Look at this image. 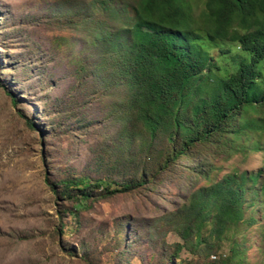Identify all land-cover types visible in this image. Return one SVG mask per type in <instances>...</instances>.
<instances>
[{"label": "trees", "instance_id": "16d2710c", "mask_svg": "<svg viewBox=\"0 0 264 264\" xmlns=\"http://www.w3.org/2000/svg\"><path fill=\"white\" fill-rule=\"evenodd\" d=\"M62 8L50 24L66 23L82 47L60 103L81 108L107 95L110 138L92 147L89 172L67 169L51 180L54 192L80 202L182 182L176 207L145 226L181 242L154 250L152 264H169L182 249L207 264H243V245L221 248L245 209L264 199V0H68ZM198 21L207 41L226 39L216 57L202 48ZM235 155L228 168L216 162ZM122 223L119 241L144 225L132 220L123 231Z\"/></svg>", "mask_w": 264, "mask_h": 264}, {"label": "rangeland", "instance_id": "374dc122", "mask_svg": "<svg viewBox=\"0 0 264 264\" xmlns=\"http://www.w3.org/2000/svg\"><path fill=\"white\" fill-rule=\"evenodd\" d=\"M67 4L0 0V264H152L154 250H171L181 242L172 232L145 226L176 207L182 182H158L156 193L146 189L80 202L61 197L51 187V180L67 169L89 172L92 147L110 138L104 137V124L110 122L107 95L97 93V99L81 108L73 99L60 103L75 78L69 74L79 51L75 45L82 47L80 34L66 23L50 24ZM199 12L194 3L191 14ZM194 26L202 37V22ZM203 39L202 48L216 57L221 42ZM240 157L216 162L228 168ZM260 159L259 152L249 162L257 167ZM263 205L264 199L245 209L236 231L223 239L222 253L230 254L228 247L236 241L243 252L245 248L243 264H264ZM132 220L144 225L129 227L119 241L117 224L124 222L125 231ZM239 255L242 259L243 253ZM178 256L169 264H207L185 249Z\"/></svg>", "mask_w": 264, "mask_h": 264}, {"label": "clouds", "instance_id": "9594fccd", "mask_svg": "<svg viewBox=\"0 0 264 264\" xmlns=\"http://www.w3.org/2000/svg\"><path fill=\"white\" fill-rule=\"evenodd\" d=\"M219 40V39H218ZM220 42H221V48H220V50L223 48V46H224V44H225V42L224 41H226V39L225 40H219ZM207 51V50H206ZM208 52V51H207ZM209 53V52H208ZM212 55L209 53V57H211Z\"/></svg>", "mask_w": 264, "mask_h": 264}]
</instances>
